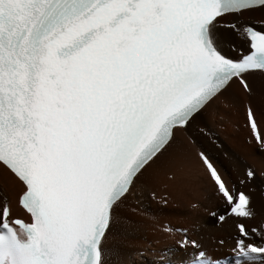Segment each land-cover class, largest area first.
<instances>
[{
    "label": "snow or ice",
    "instance_id": "snow-or-ice-1",
    "mask_svg": "<svg viewBox=\"0 0 264 264\" xmlns=\"http://www.w3.org/2000/svg\"><path fill=\"white\" fill-rule=\"evenodd\" d=\"M255 8L264 0H0V169L23 186L31 221L4 198L0 264H106L114 210L142 170L230 81L251 93L245 77L264 73V29L243 28L237 59L215 37L221 18ZM247 120L264 147L251 108ZM199 156L237 218V264H264V246L246 243L249 197ZM180 246L214 264L195 241Z\"/></svg>",
    "mask_w": 264,
    "mask_h": 264
},
{
    "label": "bare ground",
    "instance_id": "bare-ground-1",
    "mask_svg": "<svg viewBox=\"0 0 264 264\" xmlns=\"http://www.w3.org/2000/svg\"><path fill=\"white\" fill-rule=\"evenodd\" d=\"M249 24L264 29V8L221 18L215 29L220 51L233 58L248 51L242 29ZM246 78L251 93L245 92L237 80L231 81L197 117L192 128L177 131L171 148L142 170L131 195L114 210L112 227L104 241L106 264L188 263L197 250L182 248L184 241H195L213 261L235 254L237 218H225L217 225L228 206L216 193L200 159L202 151L221 176L250 199L253 217L242 221L250 236L246 243H264V151L247 121V109L251 108L264 134V73H251ZM248 170L254 173L251 179L247 177ZM22 192L23 186L0 169V207L6 197L12 217H25L18 207ZM140 207L149 213L155 211L156 217L146 216ZM167 224L183 229L185 235L166 230ZM253 228L258 233H252Z\"/></svg>",
    "mask_w": 264,
    "mask_h": 264
},
{
    "label": "rangeland",
    "instance_id": "rangeland-1",
    "mask_svg": "<svg viewBox=\"0 0 264 264\" xmlns=\"http://www.w3.org/2000/svg\"><path fill=\"white\" fill-rule=\"evenodd\" d=\"M250 25V24H249ZM254 26V25H253ZM241 118H242V121L243 123L246 122V112L243 111L242 114H241ZM136 206H138V204L136 203ZM140 212H146V216H151V217H156L155 216V211H152L151 213H149L148 211H145L142 207H140ZM154 251H151V254L153 255Z\"/></svg>",
    "mask_w": 264,
    "mask_h": 264
}]
</instances>
